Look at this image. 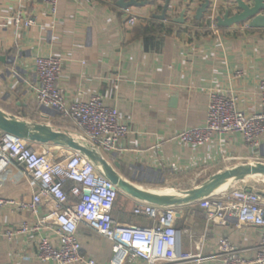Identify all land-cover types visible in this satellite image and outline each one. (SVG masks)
I'll use <instances>...</instances> for the list:
<instances>
[{
  "label": "crops",
  "instance_id": "crops-1",
  "mask_svg": "<svg viewBox=\"0 0 264 264\" xmlns=\"http://www.w3.org/2000/svg\"><path fill=\"white\" fill-rule=\"evenodd\" d=\"M242 1L253 6L252 0ZM133 2L136 5L129 9L136 21L130 24L118 0H59L55 15L41 0H0V110L90 144L71 121L43 108L32 94L37 86L34 58L52 55L62 61L58 86L68 103L99 95L127 123L130 131L117 152L100 154L130 184L163 197L193 190L226 170L264 166V136L256 150L249 149L238 133L216 134L202 147L186 146L175 138L184 130L204 127L211 91L234 98L245 115L261 110L264 29L248 28V22L218 27L226 12L229 16L239 12L235 0ZM17 9L34 19L32 27L20 31L13 27L11 17ZM30 145L37 152H61L54 144ZM230 188H246L261 196L264 178L248 177ZM37 191L21 167L0 156V198L29 202ZM123 198V209L116 203L113 218L122 225L150 227L148 220L132 215L137 200ZM49 208L45 199L36 217L4 211L0 228L39 220ZM177 210L176 227L184 231L186 252L212 257L224 239L245 250L260 241L262 229L211 221L198 201ZM43 235L55 239L49 229ZM35 239L34 235L9 241L0 233V264H55L36 259ZM77 240L82 255L98 264H146L86 225L78 226Z\"/></svg>",
  "mask_w": 264,
  "mask_h": 264
},
{
  "label": "built area",
  "instance_id": "built-area-1",
  "mask_svg": "<svg viewBox=\"0 0 264 264\" xmlns=\"http://www.w3.org/2000/svg\"><path fill=\"white\" fill-rule=\"evenodd\" d=\"M58 1L41 0L51 15L56 14ZM123 12L129 23L134 24L136 18L131 10L127 8ZM11 23L20 31L32 27L34 19L22 9H17ZM34 67L37 86L32 94L36 101L60 118L71 121L97 150L114 155L120 141L130 131L127 123L120 120L118 112L107 108L99 95L91 96L87 102L68 103L63 89L58 86L61 59L52 55L35 57ZM259 95L261 110L245 115L237 109L234 98L211 91L204 127L184 130L176 135V140L186 146L202 147L216 134L238 133L249 149H258L264 136V77L259 84ZM60 149L56 155L47 150L37 152L24 140L0 133V156L14 161L25 177L38 187L29 202L0 198V214L4 211L27 212L36 217L43 200L50 204L49 212L43 218L13 228H0V233L9 241L35 235L36 259L39 262L98 264L82 255L77 240L78 226L86 225L108 242L124 248L131 259L146 264H198L210 259H216L219 264H264V198L255 191L230 188L198 201V207L211 221L262 229L260 241L253 249H239L224 239L214 256L202 257L199 252L193 254L183 250L184 231L176 227L177 208L137 201L132 215L148 220L151 226L118 223L113 212L117 198L125 195L85 156ZM48 229L53 232L54 240L43 235ZM249 252L250 257L247 256Z\"/></svg>",
  "mask_w": 264,
  "mask_h": 264
},
{
  "label": "water",
  "instance_id": "water-1",
  "mask_svg": "<svg viewBox=\"0 0 264 264\" xmlns=\"http://www.w3.org/2000/svg\"><path fill=\"white\" fill-rule=\"evenodd\" d=\"M235 1L239 12L232 16H229V12H226L222 18L218 19V27L224 28L248 22V28L264 29V0H252L253 6L251 8L242 0ZM135 5L136 4L133 0L129 2H125V0H118L117 3V6L123 10ZM204 9L205 8L202 7L197 12V18L201 16ZM0 131L24 140L28 144H54L55 146L75 151L90 160L96 166L100 174L124 195L157 207H174L178 209L185 203H194L200 201L204 197H208L216 193H223L231 185L240 182L245 178H264V166H241L213 175L193 190L169 193L167 196L161 197L147 190L136 187L118 177V175L111 170L109 165L101 156L100 151L91 144L54 131L48 126L27 123L15 116L6 115L0 110ZM116 167H118V165H116ZM178 216L179 213L177 212L176 217Z\"/></svg>",
  "mask_w": 264,
  "mask_h": 264
},
{
  "label": "rangeland",
  "instance_id": "rangeland-1",
  "mask_svg": "<svg viewBox=\"0 0 264 264\" xmlns=\"http://www.w3.org/2000/svg\"><path fill=\"white\" fill-rule=\"evenodd\" d=\"M123 202H124V198L122 196L117 202L118 208L123 209Z\"/></svg>",
  "mask_w": 264,
  "mask_h": 264
},
{
  "label": "trees",
  "instance_id": "trees-1",
  "mask_svg": "<svg viewBox=\"0 0 264 264\" xmlns=\"http://www.w3.org/2000/svg\"><path fill=\"white\" fill-rule=\"evenodd\" d=\"M67 120V119H66ZM68 121V120H67ZM122 196H119L118 198H117V201H116V203L118 202V200L121 198Z\"/></svg>",
  "mask_w": 264,
  "mask_h": 264
}]
</instances>
